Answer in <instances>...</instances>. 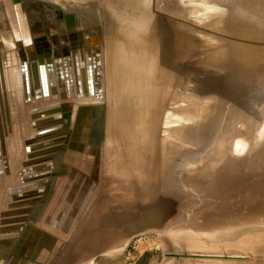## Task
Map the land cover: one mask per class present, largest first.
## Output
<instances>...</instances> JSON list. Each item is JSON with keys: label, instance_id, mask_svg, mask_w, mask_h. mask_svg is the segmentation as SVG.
<instances>
[{"label": "water", "instance_id": "95a60500", "mask_svg": "<svg viewBox=\"0 0 264 264\" xmlns=\"http://www.w3.org/2000/svg\"><path fill=\"white\" fill-rule=\"evenodd\" d=\"M104 2V8L95 0H69L63 5L64 11L75 15L76 20L73 19L71 28L85 31L96 28L98 24H102L101 18L97 20L95 16L97 11H101L100 15L105 19L109 16L111 21V26L105 25L106 30L111 32L109 35H130V40H136L134 43H139L146 49L145 60L141 61L137 55H133L128 58V64L124 63L130 70L126 72L125 78L121 77L124 81L120 85L121 88L119 87L120 94H123L121 105L130 109V113L138 115L132 124L141 123L142 118H137L144 115L145 109L150 111L155 105L164 111L170 110L174 105V108H179L181 112L188 110L196 114L193 121L184 118L183 114L174 120L178 130L179 127L184 131L192 126L191 137L196 138L192 142L184 140L180 143L179 153L182 157L179 160L182 161V166L177 170V176L170 171L159 172L151 166L141 179L135 172H130L126 178L129 190L117 191L118 195L129 196L132 201L127 205L122 217L113 219V244L125 243L134 235L151 229L177 234V228L183 225V222H196V219L205 223L207 219H231L235 214H240L239 208L250 209L255 206L253 209L261 211L263 204H260L262 202H259L261 200L258 197L264 194L262 175L256 169L239 167L242 161L238 158L243 156H238L237 159L227 157L230 155L227 154L230 147L233 146L229 144L227 136L239 140L241 137H237L240 136L239 133H243L244 123L247 121L249 124H246L253 129L249 110L240 99L252 95L255 85L260 87L259 96L264 98L263 73L257 72L264 70V0ZM134 59L138 61L135 62ZM55 60L58 61L59 57ZM151 60L154 61L152 70L147 66ZM133 63H138V66ZM98 64L100 70L101 64ZM35 65L41 70V59L31 60L26 80L23 68L28 65L25 61L21 62L24 97L29 103L38 100L49 101L50 98H46L44 79L41 73L36 72ZM97 67L94 63L92 72H98ZM57 73V77L60 76L59 69ZM99 74L100 72L93 75L95 82L98 81ZM140 78L142 85L138 83ZM119 79L118 77V86ZM250 84L253 87L249 86ZM96 89L98 90V87ZM80 90L83 96L84 90ZM7 99L5 86H0V160L3 159V163L8 165L5 139L12 133V125ZM59 103H44L34 106L32 110L38 114L43 113L42 115L49 114L61 110ZM41 108L46 109L39 112ZM62 117L59 113L45 118L43 122L39 121L38 127L43 128L40 132L50 133L57 128H63L60 124ZM230 117L235 123L233 126L228 123ZM167 126L169 125L159 128V133ZM55 135L57 134L44 138ZM58 138H51L53 142L45 140L39 143L49 145L42 148L46 150L56 146L53 143ZM198 138L200 140H197ZM259 142L261 146L262 140ZM234 149L236 153L243 150L235 147ZM221 157L223 162L218 160ZM206 165L219 167L201 171L202 166ZM192 166L199 168L192 170ZM214 172L219 173L218 177ZM51 173V169L31 173L28 175V182L19 181L11 187L15 192L12 195L18 196L22 193L31 196L43 193L49 179L45 178L42 183L39 182L40 187L27 188L35 178ZM84 179L79 175L73 182V176H63L40 220L64 230L68 229L67 232L73 225H78L77 222L81 220L92 201L95 193L92 189L96 187H89L87 179V185L81 187ZM29 199L13 200L15 203L10 202L8 209L1 213L0 237L6 235L7 238L20 233V228L29 216L28 211L24 210L33 205V201ZM14 204L19 206L13 208ZM113 207L115 209L117 206ZM227 212L229 214L225 217ZM181 256L186 255L175 254L177 258ZM1 259L2 257L0 261ZM29 263V258L16 255L12 257L10 254L3 264ZM33 264H40V261Z\"/></svg>", "mask_w": 264, "mask_h": 264}, {"label": "bare ground", "instance_id": "6f19581e", "mask_svg": "<svg viewBox=\"0 0 264 264\" xmlns=\"http://www.w3.org/2000/svg\"><path fill=\"white\" fill-rule=\"evenodd\" d=\"M66 1L69 0H0V86H5L7 91L12 125V133L5 139L9 161L8 165L3 163V168L5 174H8L6 179L8 182L0 181V221L1 213L8 209L10 202L15 203L14 201L29 198L34 200L32 207L24 210L28 211L29 216L24 226L20 228V232L26 224L32 226V229H28L26 238L23 239L24 236H20L17 239L15 246L8 254V256L12 254V257L16 255L29 258V264L35 261H40V264H71L74 260L83 262L93 252L105 246H111L113 219L122 217L127 205L132 201L129 196L117 194L120 189L123 192L129 190L126 178L130 172H135L141 179L147 169L153 166L159 172L170 171L177 176V170L182 166V161L179 160L182 157L179 153L180 143L184 140L192 142L196 139L191 137L192 126L184 131L180 129L181 127L178 130L174 121L179 119L181 114L184 118L193 121L196 114L188 110L181 112L179 108L164 111L156 105L150 111L145 109L147 112L145 111L144 115L141 114L142 116L137 118H142L141 123H136L138 132L133 133L135 127L132 121L138 115L130 113V109L121 105L122 95L117 82L122 66L126 65L125 62L128 64V58L137 55L136 57L142 61L147 56L146 49L141 44L134 43L136 40H130V35H109L111 32L106 30L105 25L111 26V21L108 19L109 16L107 19L101 16V11H97L95 16L97 20L101 18L102 24H98L90 31L76 28L77 30L72 32L73 19L76 20V18L74 14L64 11L63 4ZM95 1L104 8L105 0ZM80 46L83 48L81 49ZM75 48L77 51L72 53L71 50ZM74 53H76L75 56H73ZM81 56L85 58V68L82 66ZM34 57L41 59V70L36 65L35 69L37 73L42 74L46 98H50L49 101L38 100L35 103H29L24 97L21 62L25 61L28 65L23 68L27 80L30 62ZM56 57H59L58 61L55 60ZM100 61L101 72L98 69ZM94 63L96 67L98 66L96 70L100 72L96 82L93 75H97L98 72H92ZM133 64L138 66V63ZM58 69L60 76L57 77ZM82 69L84 81L79 77ZM126 70L129 71L128 65ZM257 72L263 73L264 80V70ZM262 83L264 93V81ZM254 87L256 88L252 95L245 99L239 98L244 107L249 110L252 116L249 118L254 125L251 130L249 121L244 123V131L237 137V139L241 137L239 144L242 146L250 141L260 145V140L264 144V138L261 135V132H264V129H261V125L264 124V98L259 96L260 87L258 85ZM80 89L84 90L83 96ZM74 95L79 101V110L82 108L86 110L89 124L80 131L81 133L76 131L77 143L69 148V133L74 124L71 113L76 105L68 99ZM55 101L60 102L59 105L62 107L60 111L42 115L43 113L38 114L32 110L34 106ZM44 109L46 108H41L39 112L45 111ZM59 113L63 116L60 122L63 128H57L50 133L40 132L43 128L38 127V122H43L45 118ZM259 121L262 123L257 127L256 122L259 123ZM228 123L232 126L235 124L231 117L228 118ZM164 125L173 128L159 133V128ZM52 134L57 135L44 138ZM56 137H59L53 143L56 146L42 149L49 145H40L39 142L45 140L53 142L51 138ZM245 137H252V139ZM227 139L231 145L236 142L233 137L227 136ZM259 149L261 148H256L252 153L244 156V159H250L248 164L251 169L253 166L250 164H253L256 158L262 157L259 155L263 151ZM69 154L71 157L68 159ZM79 158H83L82 161L85 159V164ZM67 159L69 163H66ZM17 161L20 163V168L15 166ZM2 162L0 160V176L3 173ZM48 169L52 170L51 174L35 178L27 188L40 187L39 182L42 183L45 178L49 179L43 193L31 196L19 193L17 198L18 196L12 195L15 192L11 190L15 184L10 185L7 190L9 182H28V175L31 173L44 172ZM79 175L85 178L81 187L84 184L87 185L88 181L89 187L98 185L97 193L79 224L73 225L68 232H65L62 228L41 222L40 218L59 180L63 176L66 178L73 176L74 182ZM86 179L88 181L85 182ZM97 203V209L93 211L92 208ZM18 206L12 205L13 208ZM113 206L117 207L113 209ZM254 207L239 208V213L242 216L245 212H249L250 215L257 214L258 210L253 209ZM225 214L226 217L229 212ZM231 219H238V216L235 214ZM170 234H172L169 235L171 239L177 240L178 236L175 233ZM3 237H0V240ZM58 239L61 243L59 247ZM25 241L27 242L26 250L20 247ZM41 248H45L42 255L39 254ZM171 256L175 257V254Z\"/></svg>", "mask_w": 264, "mask_h": 264}, {"label": "rangeland", "instance_id": "374dc122", "mask_svg": "<svg viewBox=\"0 0 264 264\" xmlns=\"http://www.w3.org/2000/svg\"><path fill=\"white\" fill-rule=\"evenodd\" d=\"M75 30L77 29L73 27L72 32ZM233 31L238 32L236 30ZM77 48L71 50L72 53L76 52ZM80 48L82 49L83 46H80ZM34 59H36V57H34ZM145 59L146 58H144V60ZM134 61L136 62L137 59H134ZM153 62L154 61L151 60L149 61L150 64L147 65L148 68H151V70ZM85 63V58H82L83 68H85L86 66ZM99 63L101 64V61ZM87 65L88 67H91L90 64ZM122 67L123 69L120 73L119 79L120 88V85L124 81L121 79V77L125 78V74L127 72L126 65H123ZM128 68L130 70V67ZM81 71L82 73L81 75L79 74V77H81V80L84 81V71L83 69ZM101 71L102 69L100 68V72ZM141 79L142 78L139 79V85L143 84ZM149 80L150 78L148 79V82ZM143 98H145L144 94ZM143 98L141 97L142 101ZM68 100L75 102L76 105L71 113L74 124L72 123L73 125L69 133L70 148L71 146H75L77 143L75 138L76 131L80 132L84 130V128L89 124V116L85 112L86 110H84L83 108L79 110V101L75 98V95ZM174 107L176 106L172 105V108ZM261 123L262 122L260 121L259 123L256 122L257 127L260 126ZM261 126V129H264V124ZM133 127H135L133 133L138 132V129H136L138 128V126H136L135 123H133ZM168 127L169 126L165 127L164 130H169L170 127ZM116 133L117 132H115V134ZM261 135L264 138V132H261ZM245 138L249 140L252 139V137ZM239 143H241V141L237 140L233 144V146L230 147L229 153H227L228 155H230L227 156L226 154V156L233 157L235 159H237L238 156H243V158H238L241 159L239 161H242L239 167L250 168L248 164V160L250 159H244V156L248 153H252L253 151L251 150L258 148V146L259 148H264V144L262 143V145L260 146L255 143L253 144L250 141V143L246 144L250 148L247 147L244 149L246 145L243 143L244 145L242 146V144ZM251 144L253 146H251ZM234 147L242 148L243 150L239 153H236ZM261 151L263 152L259 156L262 157L256 158V160L253 161V164L250 165L253 166L252 169H256V171H259L260 175H262L261 178H263L264 180V149H262ZM70 157L71 156L69 154L68 159ZM68 159L66 160V163H69ZM79 159L82 161L83 158ZM218 160H220V162H223L224 159L223 157H221ZM16 163L17 164L15 166L20 168L19 161H17ZM82 163L85 164V159L82 161ZM202 167L203 168H201V171H208L209 169L219 167V165H212L211 167L206 165ZM191 168L192 170H197L199 167L192 166ZM2 170L3 175L1 174L2 176H0V181L1 183H5L8 174H5L4 168ZM215 174L214 175L218 177L219 173L216 172ZM201 182L203 183V181ZM12 184L17 183L9 182L7 185V190L8 187ZM95 188L92 189L95 191L94 195L92 196L93 198L97 193L98 185ZM258 199L261 200L259 202H262L260 204L263 205H261V211H257V214L250 215L249 212H245L243 216L241 214H237V216L241 215V217H238V219L219 220L214 218L213 220L207 219L208 221H206V223L198 222L197 219L196 222H194V220L190 222H183V225H180L177 228V240H173L169 237V235H172L169 231H161L156 229L146 230L134 235L125 243L112 244L111 246H107L93 252L88 258L84 259L83 262H76L77 260H75L71 264H264V194L259 196ZM97 206L98 203L92 208L93 211L97 209ZM40 221L45 222V220L42 219ZM79 222H77V224H79ZM45 224H47V222ZM28 229H32V226L26 224L25 228L20 233L15 234L14 236L10 235V237L7 238H1L0 257H2V259L0 261V264H3L6 256H8V254L11 252V249L15 246L17 239H19L20 236H24L23 239L27 237ZM67 230L68 229L64 231L66 232ZM59 233H61V231ZM58 238H60V236H58ZM59 240L60 239L57 240L58 247L61 245ZM25 243L27 242L25 241L24 243H22V245L20 246L21 249L26 250ZM44 250L45 248H41L39 254L42 255ZM171 254H183L186 256L176 258L174 256H171Z\"/></svg>", "mask_w": 264, "mask_h": 264}]
</instances>
